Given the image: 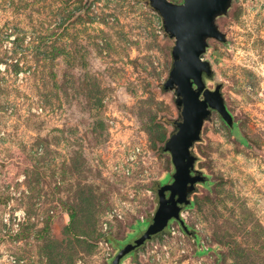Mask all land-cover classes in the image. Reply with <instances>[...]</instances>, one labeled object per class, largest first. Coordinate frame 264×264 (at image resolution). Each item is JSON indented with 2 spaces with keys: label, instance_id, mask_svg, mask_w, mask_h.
<instances>
[{
  "label": "rangeland",
  "instance_id": "obj_1",
  "mask_svg": "<svg viewBox=\"0 0 264 264\" xmlns=\"http://www.w3.org/2000/svg\"><path fill=\"white\" fill-rule=\"evenodd\" d=\"M216 25L204 82L234 127L212 112L192 147L191 234L171 221L121 264H264V0ZM174 43L143 1L0 0V264H110L146 230L181 120Z\"/></svg>",
  "mask_w": 264,
  "mask_h": 264
},
{
  "label": "water",
  "instance_id": "obj_2",
  "mask_svg": "<svg viewBox=\"0 0 264 264\" xmlns=\"http://www.w3.org/2000/svg\"><path fill=\"white\" fill-rule=\"evenodd\" d=\"M135 1L147 2L160 15L165 33L175 41L172 68L162 87L174 92L181 120L174 122L176 130L163 147L173 165L171 181L158 186L157 207L146 230L119 248L110 264H121L128 255L161 234L171 221L177 222L184 233L191 234L181 218V211L191 204L190 195L196 185L206 182L195 169L197 158L191 152L192 147L200 141L203 123L212 112L217 113L227 127L234 126L221 94V84L213 89L206 87L204 79H211L213 70L210 62L203 58L208 40L226 44V35L219 30L216 20L227 14L232 0H182L181 4L168 0Z\"/></svg>",
  "mask_w": 264,
  "mask_h": 264
},
{
  "label": "trees",
  "instance_id": "obj_3",
  "mask_svg": "<svg viewBox=\"0 0 264 264\" xmlns=\"http://www.w3.org/2000/svg\"><path fill=\"white\" fill-rule=\"evenodd\" d=\"M190 205H191V204H190ZM146 225H147V222H141V223H138V224H137V227L135 228V229H136V230H135V233H133V234L127 236V238H126L125 240H123V241H121V242L116 241V242H115L116 244H113L112 241H109V243H111V244L114 246L115 250H118L123 244H126V243L129 242L132 238H134L135 235L138 233V231H139L142 227H144V226H146ZM201 253H204V251L201 252Z\"/></svg>",
  "mask_w": 264,
  "mask_h": 264
},
{
  "label": "flooded vegetation",
  "instance_id": "obj_4",
  "mask_svg": "<svg viewBox=\"0 0 264 264\" xmlns=\"http://www.w3.org/2000/svg\"><path fill=\"white\" fill-rule=\"evenodd\" d=\"M181 3H182V2H181ZM181 3H180V4H181ZM173 4H174V3H173ZM206 87H207V86H206ZM223 123H224V122H223ZM233 127H234V126H233ZM228 128H229V127H228ZM230 129H232V128H230ZM191 195H192V194H191ZM191 195H190V196H191ZM182 209H183V208H182ZM133 253H134V252H133ZM133 253H132V254H133Z\"/></svg>",
  "mask_w": 264,
  "mask_h": 264
}]
</instances>
